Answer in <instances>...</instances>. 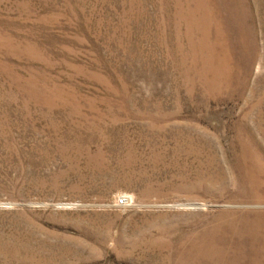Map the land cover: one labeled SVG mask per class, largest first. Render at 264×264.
I'll list each match as a JSON object with an SVG mask.
<instances>
[{
    "label": "rangeland",
    "instance_id": "rangeland-1",
    "mask_svg": "<svg viewBox=\"0 0 264 264\" xmlns=\"http://www.w3.org/2000/svg\"><path fill=\"white\" fill-rule=\"evenodd\" d=\"M0 264H264V0H0Z\"/></svg>",
    "mask_w": 264,
    "mask_h": 264
},
{
    "label": "built area",
    "instance_id": "built-area-1",
    "mask_svg": "<svg viewBox=\"0 0 264 264\" xmlns=\"http://www.w3.org/2000/svg\"><path fill=\"white\" fill-rule=\"evenodd\" d=\"M128 203H129V198L127 196H122L117 201L118 206H127Z\"/></svg>",
    "mask_w": 264,
    "mask_h": 264
}]
</instances>
